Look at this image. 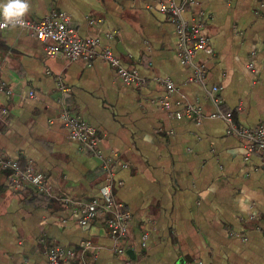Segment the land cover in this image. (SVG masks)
Returning <instances> with one entry per match:
<instances>
[{"label": "crops", "instance_id": "obj_1", "mask_svg": "<svg viewBox=\"0 0 264 264\" xmlns=\"http://www.w3.org/2000/svg\"><path fill=\"white\" fill-rule=\"evenodd\" d=\"M26 2L28 18L66 14L78 37L99 39L148 83L126 86L100 59L47 56L24 28L0 31V84L11 90H0V151L21 168L32 161L53 195L13 190L0 168V264H48L42 240L72 250L66 264H264V159L210 117L214 106L194 68L181 64L160 0ZM183 17L209 39L212 53L197 51L193 62L204 65L206 86L219 88V109L239 128L264 127V0H197ZM154 76L169 77L173 91ZM57 82L68 88L66 108L96 130L99 155L82 153L58 119ZM188 104L201 107L199 120L176 117ZM106 158L115 197L132 213L121 256L103 217L79 225L60 202L97 197ZM84 240L97 249H81Z\"/></svg>", "mask_w": 264, "mask_h": 264}, {"label": "built area", "instance_id": "obj_2", "mask_svg": "<svg viewBox=\"0 0 264 264\" xmlns=\"http://www.w3.org/2000/svg\"><path fill=\"white\" fill-rule=\"evenodd\" d=\"M8 0H6V3ZM197 0H180L176 3L174 0H160L159 11L166 15L174 24L178 35L177 55L181 64L191 65L194 68L192 80L201 84L207 98L214 106V111L210 117L220 118L226 124V133L236 136L246 145L247 153L259 152L264 159V127H258L254 130L237 127L232 120L231 112H222L219 109L220 98L217 96L219 88L216 85L207 87L205 84V67L203 64H194L193 58L197 51H204L211 54L208 37L202 33V24L200 22L188 21L183 17L187 5H195ZM23 25L16 24L28 30L37 40L42 43L44 52L47 56H59L67 61L81 60L85 64H90L96 59L106 62L122 80L126 86L135 89H141L148 83V79L140 76L138 73L129 70L121 60L113 53L108 46H101L99 39L95 37H78L74 29L70 26L69 18L64 13L51 12L39 19H30L24 15ZM95 22L94 20L90 21ZM4 24L3 17L0 16V25ZM11 24L0 27L3 31ZM152 80L163 86L168 92L173 91L174 86L169 77L154 76ZM61 93L58 102L61 103L57 117L63 126L68 130L71 139L80 143L82 153H93L99 155L97 148L96 130L85 122L77 113L68 110L62 102V93H66L68 88L61 82H57ZM0 90L7 94L11 92L0 84ZM159 105L162 109H169L170 102L168 97L159 99ZM6 114L5 108H0V118ZM177 118H194L199 120L202 116L201 107L197 105H185L184 108L175 113ZM112 158H106L102 165L104 172V182L99 188V195L92 199L63 197L60 199L63 207H67L73 214L78 215V224L87 225L90 220L97 217H103L105 226L113 241V251L118 255L126 254V240L128 237V227L132 218V213L126 206L115 197L114 193V172ZM0 168L8 169V185L15 191L30 190L31 194L42 195L52 198L51 187L46 177L35 169L32 161H28L21 168L18 162L7 157L0 151ZM45 254L48 264H66L73 258V251L64 249L58 245L44 242ZM80 248L83 250L94 251L97 246L91 240L80 242Z\"/></svg>", "mask_w": 264, "mask_h": 264}, {"label": "clouds", "instance_id": "obj_3", "mask_svg": "<svg viewBox=\"0 0 264 264\" xmlns=\"http://www.w3.org/2000/svg\"><path fill=\"white\" fill-rule=\"evenodd\" d=\"M28 11L26 0H8L6 4H0V16L3 17L4 24L0 27L11 24L15 27L16 24L23 25V17Z\"/></svg>", "mask_w": 264, "mask_h": 264}, {"label": "trees", "instance_id": "obj_4", "mask_svg": "<svg viewBox=\"0 0 264 264\" xmlns=\"http://www.w3.org/2000/svg\"><path fill=\"white\" fill-rule=\"evenodd\" d=\"M37 196H40V195H37ZM41 196H42V195H41ZM45 198H47L48 200L50 199L49 197H46V196H45Z\"/></svg>", "mask_w": 264, "mask_h": 264}]
</instances>
